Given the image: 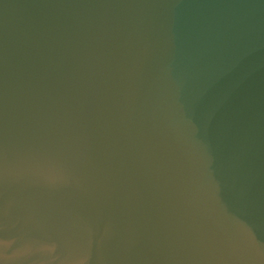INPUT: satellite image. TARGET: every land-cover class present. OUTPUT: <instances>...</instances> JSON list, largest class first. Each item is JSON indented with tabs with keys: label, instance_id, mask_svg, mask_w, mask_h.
I'll use <instances>...</instances> for the list:
<instances>
[{
	"label": "water",
	"instance_id": "95a60500",
	"mask_svg": "<svg viewBox=\"0 0 264 264\" xmlns=\"http://www.w3.org/2000/svg\"><path fill=\"white\" fill-rule=\"evenodd\" d=\"M0 264H264V0H0Z\"/></svg>",
	"mask_w": 264,
	"mask_h": 264
}]
</instances>
